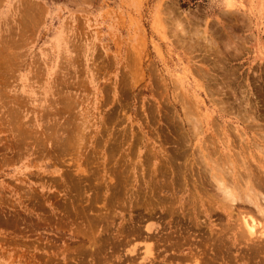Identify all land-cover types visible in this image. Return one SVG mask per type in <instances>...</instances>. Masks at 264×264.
Wrapping results in <instances>:
<instances>
[{"label":"rangeland","instance_id":"374dc122","mask_svg":"<svg viewBox=\"0 0 264 264\" xmlns=\"http://www.w3.org/2000/svg\"><path fill=\"white\" fill-rule=\"evenodd\" d=\"M262 138L264 0H0V264H264L211 180Z\"/></svg>","mask_w":264,"mask_h":264},{"label":"bare ground","instance_id":"6f19581e","mask_svg":"<svg viewBox=\"0 0 264 264\" xmlns=\"http://www.w3.org/2000/svg\"><path fill=\"white\" fill-rule=\"evenodd\" d=\"M21 6V5H20ZM176 25H178V27H179V24L178 23H176ZM196 29H194V31H193V33L195 34V31ZM179 31L182 33V34H186V29L184 28V27H182V26H180V28H179ZM189 31H191V30H189ZM189 33H192V32H188V34ZM193 33L191 34V35H193ZM199 33V32H198ZM196 36H197V34H196ZM195 36V37H196ZM199 36H200V34H199ZM180 37V36H179ZM185 38H186V36H185ZM201 38V37H200ZM180 39V38H179ZM196 39L198 40V38L196 37ZM181 40V39H180ZM196 40V41H197ZM201 40V39H200ZM199 40V41H200ZM203 40V39H202ZM191 41V40H190ZM215 44V43H214ZM193 45V44H192ZM198 45V44H197ZM204 45V44H203ZM210 45V44H209ZM205 46V45H204ZM215 46V45H214ZM211 47V46H210ZM192 48V47H191ZM222 72H224V71H222ZM226 74V73H225ZM224 74V75H225ZM60 98V97H59ZM60 100H62V99H60ZM63 101V100H62ZM50 103V102H49ZM69 105V103H67L66 102V100H65V104H63L64 106L65 105ZM63 105H62V107H63ZM70 106V105H69ZM36 108V107H35ZM66 109H68V107L66 108ZM45 110V109H44ZM65 109H63V111H64ZM185 110H187V108L185 109ZM188 110H189V107H188ZM187 110V111H188ZM191 110V109H190ZM189 110V111H190ZM67 111V110H66ZM184 112V111H183ZM184 114V113H183ZM61 115V114H60ZM186 116V115H185ZM60 117V116H59ZM187 119V118H186ZM189 119V118H188ZM197 120V119H196ZM75 122V121H74ZM195 122V121H194ZM44 123V122H43ZM67 123H69V121L67 122ZM198 123V122H197ZM61 124V123H60ZM65 124H66V122H65ZM72 124V123H71ZM59 125V124H58ZM64 125V124H63ZM62 125V126H63ZM68 125V124H67ZM66 125V126H67ZM79 125V124H78ZM77 125V126H78ZM53 125H51L49 128H51ZM55 126V125H54ZM65 126V125H64ZM64 126H63V128H64ZM74 126V125H73ZM193 126L196 128H194L196 131H198L197 129L199 128V126L198 125H194L193 124ZM198 126V127H197ZM249 127H251V126H249ZM58 128H59V126H58ZM58 128H56V129H58ZM67 128H70V127H67ZM66 128V129H67ZM77 127H75V129H76ZM52 129H54L53 127L51 128V130ZM56 129H55V131H56ZM71 130L73 129V127L72 128H70ZM78 129V128H77ZM262 129V128H261ZM61 130H62V128H61ZM65 130V128L62 130V131H64ZM68 131H69V129H68ZM67 130H66V132L65 133H67L68 132ZM57 132V131H56ZM69 132H71V131H69ZM74 132V131H73ZM78 132V131H77ZM52 132H50V134H51ZM193 133H194V131H193ZM196 133V132H195ZM57 134V133H56ZM74 134V133H73ZM51 135H53V133L51 134ZM50 135V136H51ZM50 136H49V138H50ZM56 136V135H55ZM65 136H66V134H65ZM70 135H68V137H69ZM71 136H73V135H71ZM48 137V136H47ZM57 137V136H56ZM56 137H54V139H57ZM67 137V136H66ZM67 137V138H68ZM52 138V137H51ZM51 138H50V140H51ZM53 139V140H54ZM58 139H61V138H58ZM262 139H264V138H262ZM64 140H67L66 138L65 139H63V142H64ZM71 140H72V138H71ZM56 141V140H55ZM54 141V142H55ZM58 141V140H57ZM69 142H70V140H68ZM61 142H62V139H61V141H60V144H61ZM56 143H59V142H56ZM247 143V142H246ZM245 143V144H246ZM256 143V142H255ZM63 144V143H62ZM65 144V143H64ZM258 144H259V142H258ZM246 145H248V144H246ZM55 147V146H54ZM247 147V146H246ZM264 147V146H263ZM261 149V148H260ZM262 150H263V148H262ZM264 152V151H263ZM263 154V153H262ZM263 156H264V154H263ZM204 157V156H203ZM242 157V156H241ZM253 157V156H252ZM228 158H229V156H228ZM243 158V157H242ZM221 159V158H220ZM235 159V158H234ZM244 159V158H243ZM202 160L204 161V158H202ZM207 160V159H206ZM246 160V159H245ZM262 160V159H261ZM233 161V160H232ZM236 161V160H235ZM255 161V160H254ZM260 161V160H259ZM258 161V162H259ZM210 162V161H209ZM208 162V163H209ZM218 162V161H217ZM216 162V163H217ZM257 162V161H256ZM205 163V162H204ZM260 163H261V161H260ZM262 163H263V160H262ZM206 164V163H205ZM210 164V163H209ZM235 164H236V162H235ZM247 163H242L241 165H242V167H241V169L240 170H237L238 168H239V165H238V168H237V166H236V168L237 169H235L233 166H234V163H229L228 165H230V167L228 166L227 168H224L223 166H221V163H220V166L219 165H216V167L214 166V169L215 168H217L214 172H213V174L211 173V175H212V182H214V184L213 183H211L210 182V184H213L214 186H215V191H216V193H215V195L217 196V193H218V199L216 200V203H217V205L216 206H218L219 208H221V209H223V210H225V212H226V214L227 215H229V216H231L232 215V217L231 218H235V216L237 217V218H240V220L241 221H239V224L241 225V226H243L244 227V229H245V231L248 233V235L247 236H252V237H254L255 236V238L256 239H260V240H256V239H254V240H256V241H258V242H261V241H263L264 242V207L262 206V204L260 203L261 202V196L262 195H264V194H262L261 195V192L263 191L264 192V181H263V179H262V177H261V175H259V174H256V173H254L253 171H252V169H250V167L248 166V165H246ZM258 165H259V163H258ZM258 165L256 166V168L258 167ZM203 167V166H202ZM211 168V167H210ZM209 167H207L206 169H204V170H206V172L205 173H208V169H210ZM252 168V167H251ZM259 168H261L260 170H262V173H264V164H261L260 165V167ZM259 168H257V170H259ZM203 170V169H202ZM261 174V173H260ZM209 175H210V173H209ZM204 177V176H203ZM209 177V176H208ZM205 178V177H204ZM214 180V181H213ZM212 185V186H213ZM214 186L212 187V188H214ZM161 188V187H160ZM166 188H169V187H166ZM159 189V188H158ZM208 189V188H207ZM207 189H205L204 188V190L203 191H201V192H209ZM207 190V191H206ZM262 190V191H261ZM178 191V190H177ZM214 191V192H215ZM175 192H176V190H175ZM204 194V193H203ZM212 195H213V193H211ZM199 195V194H198ZM197 195V196H198ZM214 196V195H213ZM216 196H214V197H216ZM199 197H202V196H199ZM213 197V198H214ZM264 197V196H263ZM195 198V200H196V197H194ZM213 198H212V200H213ZM189 199V198H188ZM214 199H216V198H214ZM187 201V200H186ZM193 201V200H192ZM197 201V200H196ZM196 201H194V204L195 205H198V204H196L197 202ZM210 201V203H211V199L209 200ZM264 201V200H263ZM198 202H200V201H198ZM208 202V201H207ZM204 203H205V200H204ZM215 203V204H216ZM187 204V203H186ZM190 204V203H189ZM200 204V203H199ZM208 204V203H207ZM212 204H213V202H212ZM214 204V205H215ZM264 204V203H263ZM205 205V204H204ZM183 206V205H182ZM200 205H198L197 207H199ZM208 206V205H207ZM207 206H206V209H207ZM210 206V205H209ZM196 207V208H197ZM201 207V206H200ZM205 209V210H206ZM213 209V207L212 208H208V211L209 210H212ZM220 209V210H221ZM222 211V210H221ZM234 211L236 212V213H234ZM206 212V211H205ZM210 213V212H209ZM233 214H236V215H233ZM206 216V215H205ZM236 222V221H235ZM238 224V225H239ZM239 225V226H240ZM227 226H229V225H227ZM233 225L231 224L230 225V227H232ZM235 226V225H234ZM238 226V227H239ZM236 227V226H235ZM238 227H236V228H238ZM227 228V227H226ZM225 229V228H224ZM229 229V228H228ZM227 229V230H228ZM240 229V228H239ZM238 229V230H239ZM123 230V229H122ZM212 230V229H211ZM220 230V229H219ZM217 231L216 233H218L219 234V232L220 231ZM232 230V229H231ZM237 230V229H236ZM130 231V230H129ZM225 231H226V229H225ZM224 231V232H225ZM240 231V230H239ZM238 231V232H239ZM223 232V228H222V230H221V232L220 233H222ZM229 232V231H228ZM241 234V236H242V234L244 235V233H242V231L240 232ZM234 234V233H233ZM221 235V234H220ZM223 237H224V235H222ZM229 236H230V234H229ZM235 236V235H234ZM231 237V236H230ZM238 237H240V236H238ZM246 237V236H245ZM244 237V238H245ZM218 238V237H217ZM221 240L223 239V238H220ZM220 239H219V242H221L220 241ZM250 239H253V238H250ZM249 239V240H250ZM218 241V240H217ZM223 241V240H222ZM246 241V240H245ZM131 242V241H130ZM248 242V241H247ZM255 242V241H254ZM222 243V242H221ZM262 243V242H261ZM260 243V244H261ZM249 245L251 246L252 245V243L250 242L249 243ZM255 245V243H253V246ZM252 247V246H251ZM257 250H258V248H257Z\"/></svg>","mask_w":264,"mask_h":264}]
</instances>
